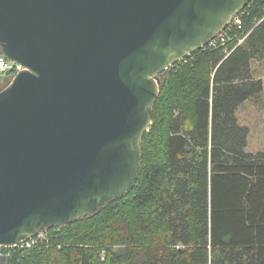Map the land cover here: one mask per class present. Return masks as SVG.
<instances>
[{
    "label": "water",
    "instance_id": "obj_1",
    "mask_svg": "<svg viewBox=\"0 0 264 264\" xmlns=\"http://www.w3.org/2000/svg\"><path fill=\"white\" fill-rule=\"evenodd\" d=\"M251 0H0V246L93 216L136 184L158 76Z\"/></svg>",
    "mask_w": 264,
    "mask_h": 264
},
{
    "label": "trees",
    "instance_id": "obj_2",
    "mask_svg": "<svg viewBox=\"0 0 264 264\" xmlns=\"http://www.w3.org/2000/svg\"><path fill=\"white\" fill-rule=\"evenodd\" d=\"M244 11L248 37L230 55L199 50L158 76L135 186L0 264H264V153L246 151L236 115L264 89L251 70L264 61V0Z\"/></svg>",
    "mask_w": 264,
    "mask_h": 264
},
{
    "label": "built area",
    "instance_id": "obj_3",
    "mask_svg": "<svg viewBox=\"0 0 264 264\" xmlns=\"http://www.w3.org/2000/svg\"><path fill=\"white\" fill-rule=\"evenodd\" d=\"M244 15H245V11L243 10L241 13H239L237 16H235L232 19L231 23L216 38L211 40L207 45L203 46L199 50H207V49L217 50L220 48H224V52L227 55H230V53H232L233 50L229 51L228 45L230 43L236 42L237 45L235 48H237L238 46L242 45L248 37V35L246 36L241 35L244 32V22H243ZM195 53L189 55L184 59H181L178 63L171 66L168 70L176 67L177 65L183 66L187 64L189 62V58L192 60L194 59L193 55ZM24 70L26 69L22 64L11 60L3 52H0V92L5 90L13 82L16 76L19 73L23 72ZM47 241H48L47 232H44L39 234L35 238H32L28 241H23L16 246H12V247L0 246V260L9 258L11 256V252H9L10 250L30 249L39 243H44Z\"/></svg>",
    "mask_w": 264,
    "mask_h": 264
},
{
    "label": "rangeland",
    "instance_id": "obj_4",
    "mask_svg": "<svg viewBox=\"0 0 264 264\" xmlns=\"http://www.w3.org/2000/svg\"><path fill=\"white\" fill-rule=\"evenodd\" d=\"M251 70L254 79L262 80L264 88V61L253 60ZM237 118L242 126L250 129L248 153H264V89L263 92L240 106Z\"/></svg>",
    "mask_w": 264,
    "mask_h": 264
}]
</instances>
